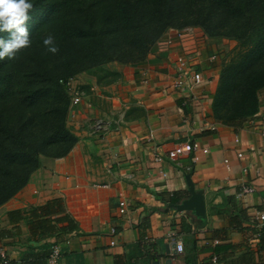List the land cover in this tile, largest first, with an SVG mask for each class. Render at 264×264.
Listing matches in <instances>:
<instances>
[{
  "label": "crops",
  "instance_id": "obj_1",
  "mask_svg": "<svg viewBox=\"0 0 264 264\" xmlns=\"http://www.w3.org/2000/svg\"><path fill=\"white\" fill-rule=\"evenodd\" d=\"M181 57L204 76L197 99L174 87ZM223 58L221 42L201 30H171L147 62L120 66L118 82L100 86L77 77L85 96L69 117L76 147L64 159L43 158L26 189L0 208V229L10 228L11 211L61 199L79 229L60 242V264H264V229L251 222L264 210V89L254 119L238 129L215 122ZM192 142L209 153L168 158ZM187 175L206 199L203 228L169 208L189 197ZM244 185L255 192L241 195ZM121 202L127 204L124 215ZM21 230L20 237L0 243L14 259L27 250L29 227L23 223Z\"/></svg>",
  "mask_w": 264,
  "mask_h": 264
},
{
  "label": "trees",
  "instance_id": "obj_2",
  "mask_svg": "<svg viewBox=\"0 0 264 264\" xmlns=\"http://www.w3.org/2000/svg\"><path fill=\"white\" fill-rule=\"evenodd\" d=\"M29 2L31 45L14 59L0 60V208L26 189L43 158L64 159L76 147L78 138L69 126L72 97L63 83L87 75L100 86L112 85L122 73L109 66L147 62L171 30L198 29L209 40L237 44L222 60L212 104L215 122L238 129L260 111L264 0ZM49 35L55 54L43 43ZM9 37L0 32V38ZM7 221L10 228L0 229V243L20 237L23 223L30 237L26 252L17 259L6 252L0 264H48L53 248L79 229L61 199L11 211ZM52 238L56 241L48 242Z\"/></svg>",
  "mask_w": 264,
  "mask_h": 264
},
{
  "label": "built area",
  "instance_id": "obj_3",
  "mask_svg": "<svg viewBox=\"0 0 264 264\" xmlns=\"http://www.w3.org/2000/svg\"><path fill=\"white\" fill-rule=\"evenodd\" d=\"M213 58L212 60H214ZM205 83L204 76L201 72H199L195 65L189 62L186 58L181 57L178 60V72L177 78L174 82V87L181 92L189 96V98L197 99L196 92L202 85ZM66 88L68 89L71 97L72 104L71 110L75 107L79 106L82 102L83 97L85 96L84 92L78 87L77 80L72 78L67 82H64ZM101 123H98L97 128L99 129ZM264 135V133H263ZM198 152H202L204 154H208L209 151L204 149L203 146L199 142L185 143L182 145H178L174 150L168 152V158L172 161H177L184 156H196ZM197 159L196 157L193 158ZM157 162H161L162 158L157 156ZM255 189L251 186H242L241 195H249L253 194ZM127 210V204L125 202L120 203V213L125 214ZM252 224L258 229H264V210L256 211L253 218L251 219ZM111 234L115 235L116 231L114 229L111 230ZM145 242L153 246V241L150 238H145ZM116 243L111 242V245L114 246ZM177 251L178 253L184 252V245L182 242H177ZM6 251L4 249H0V259L6 260ZM62 257V250L60 247L56 246L53 248V251L49 257L48 264H60V260Z\"/></svg>",
  "mask_w": 264,
  "mask_h": 264
},
{
  "label": "clouds",
  "instance_id": "obj_4",
  "mask_svg": "<svg viewBox=\"0 0 264 264\" xmlns=\"http://www.w3.org/2000/svg\"><path fill=\"white\" fill-rule=\"evenodd\" d=\"M33 9L29 0H0V32H8L9 39L0 38V60L14 59L16 54L31 45L27 27L29 12ZM48 51L55 54L58 48L54 44V37L49 35L43 41Z\"/></svg>",
  "mask_w": 264,
  "mask_h": 264
},
{
  "label": "water",
  "instance_id": "obj_5",
  "mask_svg": "<svg viewBox=\"0 0 264 264\" xmlns=\"http://www.w3.org/2000/svg\"><path fill=\"white\" fill-rule=\"evenodd\" d=\"M186 183L188 186L189 197L183 199L180 203L171 205L169 208L178 211L179 213H186L193 220L197 221L201 228L205 226L207 221V207L206 199L202 192H198L192 182V175L186 176ZM177 247V245H175ZM176 247L174 249H176ZM155 264H160L156 262ZM167 264H170L168 262Z\"/></svg>",
  "mask_w": 264,
  "mask_h": 264
},
{
  "label": "rangeland",
  "instance_id": "obj_6",
  "mask_svg": "<svg viewBox=\"0 0 264 264\" xmlns=\"http://www.w3.org/2000/svg\"><path fill=\"white\" fill-rule=\"evenodd\" d=\"M186 31H188L189 33H192L193 34V31H194V33H195V29H193V28H187V29H185ZM202 32V31H201ZM221 44H222V52H223V55L225 56V57H227V55L229 54V57H230V54H231V52H234V49L236 48V46H237V44L235 43V42H233V41H222L221 42ZM229 59V58H228ZM227 59V60H228ZM121 65H118V64H113V65H111V66H109V68H111V69H117L118 70V68L120 67ZM84 77H89V76H87V75H81V76H79L78 78H83L84 79ZM76 80H77V78H75ZM80 82V81H79ZM82 82V81H81ZM76 86H78L79 87V84H78V82H77V85ZM70 120V119H69Z\"/></svg>",
  "mask_w": 264,
  "mask_h": 264
}]
</instances>
